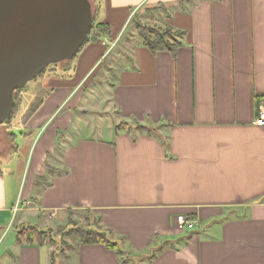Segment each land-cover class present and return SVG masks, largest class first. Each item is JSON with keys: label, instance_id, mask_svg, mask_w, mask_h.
I'll return each instance as SVG.
<instances>
[{"label": "crops", "instance_id": "crops-1", "mask_svg": "<svg viewBox=\"0 0 264 264\" xmlns=\"http://www.w3.org/2000/svg\"><path fill=\"white\" fill-rule=\"evenodd\" d=\"M137 13L183 32L173 54L143 46L134 24L126 30ZM96 17L109 34L44 72L41 104L19 118L22 143L33 140L21 193L20 174L0 172V264H50L55 248L17 232L73 210L125 238L126 264H264V123H253L264 100V0H105ZM121 121L161 126L117 129ZM177 215L199 224L185 231ZM119 259L74 241L56 254L57 264Z\"/></svg>", "mask_w": 264, "mask_h": 264}, {"label": "water", "instance_id": "water-1", "mask_svg": "<svg viewBox=\"0 0 264 264\" xmlns=\"http://www.w3.org/2000/svg\"><path fill=\"white\" fill-rule=\"evenodd\" d=\"M91 22L90 0H0V124L16 90L77 54Z\"/></svg>", "mask_w": 264, "mask_h": 264}, {"label": "trees", "instance_id": "trees-1", "mask_svg": "<svg viewBox=\"0 0 264 264\" xmlns=\"http://www.w3.org/2000/svg\"><path fill=\"white\" fill-rule=\"evenodd\" d=\"M97 16V13H96ZM134 18V17H133ZM134 25L136 32L138 36L141 39L142 45L147 47L152 52L165 50L169 51L171 54H173L177 47L180 45V40L183 37V32L173 30L169 26L160 27L157 25H150L147 23H143L139 21L138 19H134ZM109 34V26L106 22H101L93 17L92 15V22L90 31L87 35V38L85 39L84 43L80 47V49L89 41L96 40L102 35ZM79 49V51H80ZM54 64L49 65L43 72H41L35 79L37 80L40 78L44 72H46L48 69H50ZM20 90L18 89L14 92V106L13 110L11 112L10 117H8L6 120L11 119L13 120L16 117V113L20 109L21 105V96H20ZM42 97H38L33 103L32 106L26 111V113L22 116L23 122H25L38 108L39 104L42 102ZM161 125L158 126H147L143 123L139 122H127V121H121L116 125L117 129H127V128H135L140 131H146L147 133H152L155 131L156 128H158ZM15 135L13 134V137ZM14 147H16V144H14ZM44 181L43 176H37L36 181L33 183L34 188H40L41 183ZM87 211V210H85ZM89 212V211H88ZM68 224V223H67ZM64 226V225H63ZM62 225H58L56 227V234H63V231L66 233L67 237H70L74 242L77 244H102L105 247L114 250L117 255L119 256L120 264H126L129 260V256L125 254V250L123 249V244L125 242V238L123 236H115L113 231L110 228L104 227L101 224L100 217L94 216L92 217V221L85 220L80 223L79 226L72 225L68 229L64 230V227ZM28 230H24L23 227L20 228L17 232V235L19 239H24V236H26L25 241L27 242H35L39 246H42L46 244L45 236H49V243H54L55 239L53 238V235L51 233L50 228H39V226L36 225H26ZM63 228V229H62ZM63 236V235H62ZM156 239V236H155ZM161 246L153 247L147 256V259H152L157 252L161 249ZM50 264H57L56 262V251L53 249L51 251V260Z\"/></svg>", "mask_w": 264, "mask_h": 264}, {"label": "rangeland", "instance_id": "rangeland-1", "mask_svg": "<svg viewBox=\"0 0 264 264\" xmlns=\"http://www.w3.org/2000/svg\"><path fill=\"white\" fill-rule=\"evenodd\" d=\"M105 0H90L91 2V7H92V15L93 17L96 19V13H97V9L98 6L100 7L101 5L104 4ZM135 12V11H134ZM133 16V15H132ZM134 18H132V20H130L127 23V29H130L132 27V25L134 24V19H139L140 16L139 14H135L133 16ZM49 72H47L46 74H48ZM99 79V77L97 75H95V78L91 79V83L95 84L97 82V80ZM42 80L41 79H37V80H31L29 82H27V84L20 90V96H21V105H20V110L18 112V115L16 113V117L12 120L11 118L8 120H5L2 124H0V172L7 175L10 174L9 177H12V180L14 181V178H16V176H19V186H20V193L22 192L23 186H24V180L25 177L27 175V160H28V152L26 151V147L29 149V144L31 142V140L33 139H29L26 140V143H22V138L19 136V132L22 129H19V125H20V116L24 113V111L26 109H28L32 103L38 98V97H43L45 95L46 92V88L42 87ZM90 102H98V98H89ZM97 131V130H96ZM16 134V141L21 144V150L19 152H16L14 149V144H16L14 142V137L13 134ZM25 148V149H24ZM24 149V150H23ZM27 164V165H26ZM22 165L21 171H20V166ZM20 171V173H19ZM13 181H11V188H13ZM17 189H18V185H17ZM13 190V189H12ZM18 214L13 213V215H11L10 220H9V228L12 230L15 227V220H16V216ZM42 216H45L44 213L41 214ZM88 220V221H92V216L90 214V212L85 211V210H73V211H68L67 214L61 215L60 218H56L55 220H53L51 222V224H46L45 226H40L39 228H50L51 229V233L53 235V238L55 239V242L51 244V242L49 243V236H45V242L48 243L49 245H51L53 248H55L56 254L58 255V253L60 252V250H67V248L69 247V243L71 241H73L70 237L66 236V233L63 231V234H56V227L58 225H64V230L68 229L69 227H71V223L72 225H77L79 226L81 222ZM36 223V222H34ZM68 223V224H67ZM43 224V223H41ZM31 225V224H30ZM50 225V226H47ZM39 226V225H36ZM24 230H28V228L26 226L23 227ZM63 229V228H62ZM195 228H193L192 230H194ZM63 235V236H62ZM24 238H26V236H24Z\"/></svg>", "mask_w": 264, "mask_h": 264}, {"label": "built area", "instance_id": "built-area-1", "mask_svg": "<svg viewBox=\"0 0 264 264\" xmlns=\"http://www.w3.org/2000/svg\"><path fill=\"white\" fill-rule=\"evenodd\" d=\"M102 42L104 44H106V42L109 43V48L114 45V42H108L106 40V38L104 40H102ZM253 123L257 124V125H261L264 123V100H261L259 102L258 111H257L256 116L253 119ZM176 219H177V222L179 223L180 227L182 229H184L185 231H190L199 224L198 220L193 219V218H189V217L184 216V215H177Z\"/></svg>", "mask_w": 264, "mask_h": 264}]
</instances>
